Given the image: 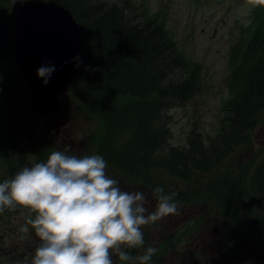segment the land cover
Wrapping results in <instances>:
<instances>
[{"label": "trees", "instance_id": "obj_1", "mask_svg": "<svg viewBox=\"0 0 264 264\" xmlns=\"http://www.w3.org/2000/svg\"><path fill=\"white\" fill-rule=\"evenodd\" d=\"M7 2L0 0V180L2 175L11 177L20 168L34 163L27 145L37 147L36 162L46 160L51 152L40 148L36 128L30 123L27 126L26 117L23 120V114L30 108L28 85L14 57L17 13L7 11ZM59 4L74 13L84 37L80 61L86 72L74 85L79 101L100 116L110 130L124 119L131 125L137 121V131L131 134L126 152L119 155V174L127 181L144 180V185L153 190L162 187L166 193L172 192L167 190L166 179L184 181L187 189L176 195L177 203L205 197L209 206L248 224L264 241V158L254 162L242 188L235 186V173L223 163L248 144L250 133L262 122L264 71L256 68L243 74L248 61L234 70L230 89L236 92L235 101L207 145L203 134H191L189 148L171 147L168 142L172 117L168 113L174 106L184 105L202 94L205 82L202 64L193 68L194 60L168 35L163 23L157 22L158 17L147 24L136 0H116L107 5L97 0ZM255 62L257 59L249 64ZM244 81L245 91L241 90ZM256 95L263 99L252 103ZM117 150L114 143L100 144L97 153L115 167L119 162L115 159L111 162L110 156L116 158ZM235 196L240 197L237 203L232 202ZM20 211H6L0 214V219ZM31 258L32 254L25 263L30 264Z\"/></svg>", "mask_w": 264, "mask_h": 264}, {"label": "rangeland", "instance_id": "obj_2", "mask_svg": "<svg viewBox=\"0 0 264 264\" xmlns=\"http://www.w3.org/2000/svg\"><path fill=\"white\" fill-rule=\"evenodd\" d=\"M50 1L69 3L75 0ZM114 1L116 0H97L106 5ZM22 3L23 0H9L6 9L18 13ZM136 4L147 24L148 20H155L158 17L157 22L163 23L168 35L171 34L172 39L174 38L184 48L190 60H194L191 61L193 68L199 63L203 66L205 82L202 94L184 105L174 106L168 113L172 117L169 122L171 130L169 145L181 149L189 148L188 139L191 134H203L204 143L207 145L208 140L214 138L218 131L220 105L228 97L229 49L239 45L238 36L244 34L241 28H245L253 18L255 4L245 0H136ZM156 12H159L158 16L155 15ZM247 47L246 44L242 46L239 55L242 61ZM248 57L253 60L252 62L255 59L258 62L244 65L243 74H248L256 68L260 69L259 72L264 71V32H261L250 46ZM80 58L73 82L62 100L67 123L57 131L48 117L36 115L30 108L27 114H23V120L26 117L27 126L30 123V126L36 128L40 148L44 150H63L65 146H70L71 154L82 156L98 154L96 151L100 144L114 143L118 147L115 152L118 156L113 158L112 155L110 159L111 162L115 159L119 163L111 167V163L108 162L110 160L105 158L108 163L107 173L119 182L123 190L143 192L146 198L145 205L152 211L156 204L153 192L141 181H127L121 174L115 173L121 168L119 155L123 156L127 142L131 141V134L137 131V121L131 125L129 120L124 119L118 127L110 130L100 116L88 110L87 106L79 101L74 85L86 72ZM241 77L243 76H240V79ZM242 89L244 91L246 89L245 81L242 83ZM28 90L27 87V96ZM234 99L226 106L224 118L230 114ZM262 99L261 95H256L252 97L251 102L257 103ZM121 106L118 109H121ZM251 107L254 109L252 105ZM245 121L251 122L249 119ZM27 147L33 162H36L37 147L30 148L29 145ZM261 155H264V114L259 127L250 133L248 144L236 156L232 155L229 160L223 161L235 173V186L242 188L253 170L254 162ZM143 174L147 177L146 172ZM161 177L163 179V175ZM5 178L7 177L2 175L0 181ZM166 181L167 190L176 195L187 189L184 181L179 179ZM138 185L141 187H137ZM236 194L240 196V193ZM232 199V202L237 203L240 197L235 196ZM23 223L24 218L20 213L0 219V257L4 261V263L0 261V264H13L11 256L16 253L15 249L19 254L14 264H27L25 262L29 255L32 254L33 257L39 239L35 236L34 230H30L27 236L20 233L19 227ZM181 224L185 226L175 237V232L179 230ZM143 232L144 249L132 252L137 254L148 246L155 247L157 253L152 257L151 264H264V241L261 240L260 234L252 231L248 224L233 219L226 212H221L216 206L214 208L209 206L205 197L178 203L176 214L145 226Z\"/></svg>", "mask_w": 264, "mask_h": 264}, {"label": "clouds", "instance_id": "obj_3", "mask_svg": "<svg viewBox=\"0 0 264 264\" xmlns=\"http://www.w3.org/2000/svg\"><path fill=\"white\" fill-rule=\"evenodd\" d=\"M54 68L41 67L38 76ZM102 155H73L70 146L0 182V214L21 210L19 232L39 239L30 264H151L143 228L178 211L176 193L155 187L152 211L143 192L123 190Z\"/></svg>", "mask_w": 264, "mask_h": 264}, {"label": "water", "instance_id": "obj_4", "mask_svg": "<svg viewBox=\"0 0 264 264\" xmlns=\"http://www.w3.org/2000/svg\"><path fill=\"white\" fill-rule=\"evenodd\" d=\"M14 56L29 85L28 103L52 126L67 123L62 98L75 73L83 49V34L73 12L45 0H24L14 24ZM54 68L48 82L38 76L41 67Z\"/></svg>", "mask_w": 264, "mask_h": 264}, {"label": "flooded vegetation", "instance_id": "obj_5", "mask_svg": "<svg viewBox=\"0 0 264 264\" xmlns=\"http://www.w3.org/2000/svg\"><path fill=\"white\" fill-rule=\"evenodd\" d=\"M15 251H16V253H18V251L15 249ZM14 255H12L11 256V259H13L14 257H13ZM13 257V258H12ZM15 258H17V257H15ZM0 261H2V259H1V257H0ZM13 261L11 260V263H12ZM2 263H4V261H2ZM13 264H14V262H13Z\"/></svg>", "mask_w": 264, "mask_h": 264}]
</instances>
